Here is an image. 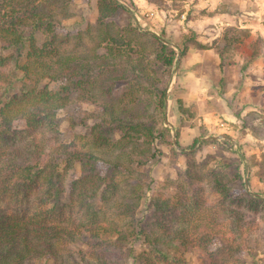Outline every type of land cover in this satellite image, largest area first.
I'll return each mask as SVG.
<instances>
[{
  "label": "trees",
  "instance_id": "1",
  "mask_svg": "<svg viewBox=\"0 0 264 264\" xmlns=\"http://www.w3.org/2000/svg\"><path fill=\"white\" fill-rule=\"evenodd\" d=\"M70 2L0 0V42L26 53L22 62L0 57V264H126L135 242L155 251L150 264H184L164 245L212 247L210 264H242L243 253L255 260L263 199L243 180L237 189L211 174L210 194L188 182L173 197L153 195L136 217L151 186L138 170L160 160V145H174L164 126L174 67L189 45L209 46L192 32L172 46L133 17L117 23L130 14L118 0H96L93 26L60 34ZM238 41L227 37V46ZM72 103L96 112L70 119L84 131L68 146L59 143L57 116Z\"/></svg>",
  "mask_w": 264,
  "mask_h": 264
},
{
  "label": "rangeland",
  "instance_id": "2",
  "mask_svg": "<svg viewBox=\"0 0 264 264\" xmlns=\"http://www.w3.org/2000/svg\"><path fill=\"white\" fill-rule=\"evenodd\" d=\"M118 1L132 15L119 14L114 19L119 24L133 17L142 30L163 35L172 46L191 32L209 46L201 49L189 45L187 54L174 67L164 123L174 145H160V160L138 170L151 186L136 217L142 218L153 195L173 197L181 188L191 189L188 182L195 186L197 183L205 194H210L211 174L237 189L243 180L247 190L263 201L258 207L259 229L253 235L259 242L255 257L258 262L244 253L238 258L242 264H264V0ZM69 12L70 17L60 24V34L82 32L93 26L97 18L96 0H71ZM232 36L241 41L228 47L227 37ZM36 38L40 44L44 36L38 33ZM255 53L261 56L253 60ZM25 54V49L17 53L6 50L0 42V57L11 56L22 62ZM6 64L8 71L12 64ZM42 84L57 88L48 80ZM176 109L182 110L180 116L176 115ZM79 111L95 113L96 108L72 103L61 110L57 116L59 143L71 146L77 141L75 135L83 133V128L70 127V119L79 124ZM11 149H6L7 154ZM99 167L105 169L101 164ZM79 173L78 165L76 170L68 171L66 186ZM161 249L181 256L184 264H210L208 254L212 247L182 251L177 245H164ZM74 250L78 252L79 248L76 246ZM156 261L153 249L135 242L126 264ZM41 264H55V261L45 259Z\"/></svg>",
  "mask_w": 264,
  "mask_h": 264
}]
</instances>
